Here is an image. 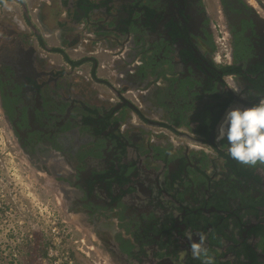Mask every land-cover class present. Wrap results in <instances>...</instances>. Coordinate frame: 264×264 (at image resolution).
I'll list each match as a JSON object with an SVG mask.
<instances>
[{
    "label": "flooded vegetation",
    "instance_id": "af4514ba",
    "mask_svg": "<svg viewBox=\"0 0 264 264\" xmlns=\"http://www.w3.org/2000/svg\"><path fill=\"white\" fill-rule=\"evenodd\" d=\"M112 2L101 7H109ZM125 5L132 9L133 19V34L120 37L129 41L127 61L141 55L135 44L140 36L148 47L141 50L144 62L138 65L133 62L132 67L124 69L121 79L124 86L115 91L117 101L103 104L89 98L80 99L81 94H74L71 84L69 88L59 85L62 75L49 68L47 58L39 54V47L47 45L40 43L35 20L37 10H32L34 20L29 16L22 18L20 8L7 9L1 1L0 112L18 152L31 161L32 168L53 166L54 170L48 171L58 177L63 187L65 211L83 216L116 264H198V261L188 260L192 257V241L187 234L192 233V240L198 241L201 232L184 221L187 214L184 202L175 195V191L180 190L184 198H190L189 193H185L186 184L179 185L176 180L174 190H169L168 183L172 172L180 165V157L188 159L189 168H195L199 165V156L193 153L215 155L211 145L220 146L221 141L217 143L216 127H211L217 119L221 121L227 110L234 104L251 107L264 99V0H129ZM124 16L123 13L114 20L117 28L123 26L120 20ZM117 17L119 15H114V19ZM99 26L104 28L103 24H97ZM133 26L144 28L145 32L138 34ZM104 29L107 33L103 35L88 30L97 37L94 40L97 44L87 33L80 34L85 43L90 40L84 52L89 54L87 50L93 48L98 53V42L116 40L113 27ZM52 48L47 46V51L53 53ZM94 57L84 55L82 58L85 61ZM225 68L231 71L225 72ZM89 76L99 84L109 83L96 74L98 79L92 73ZM226 77L232 82L235 78L241 86L239 94L228 88L231 83ZM76 83L85 81L80 78ZM131 86H142L151 92L142 98L154 104L150 111H158L161 121L150 120L146 111L126 99L125 93ZM225 102L230 104L224 107ZM93 106L101 112L115 109L110 124L102 127L87 122V107ZM123 106L130 108L128 114L136 115V110L143 113L146 121L136 115L141 122L155 127H163L162 122L171 124L176 134L184 136L186 141L208 146L212 151L193 149L186 142L175 144L170 137L171 129L165 127L164 132L152 134L155 140L143 127L121 131L130 119H118ZM204 127L211 128L210 132L205 134ZM155 145H160L164 152L155 150ZM131 152L137 154L135 160L127 155ZM213 159L218 160V171L223 167L227 169L222 158ZM150 162L155 167H151ZM123 164L131 167L124 183L119 184L114 178ZM209 165V169H213L211 163ZM256 173L261 176L258 186L264 191V169L257 168ZM186 174H183L184 182L189 181V189L193 191L196 188L193 175L186 177ZM200 186L203 189L204 184ZM208 191L205 190L206 200L210 196ZM119 202L123 204L122 211ZM212 210L214 206L205 209L207 213ZM169 214L175 219L172 243L166 234L148 237L145 228L155 225L160 230ZM259 216L256 219L250 215L252 221L243 230L238 227L229 230L228 234L233 233L237 242L224 238L217 244L206 237V246L215 264H264V237L251 230L258 223L264 224V206L259 207ZM114 219L123 220L118 224L121 230H114ZM125 230L128 236L123 235ZM128 239L134 245L130 250H127ZM244 242L251 250L243 247ZM181 252L185 253L183 261Z\"/></svg>",
    "mask_w": 264,
    "mask_h": 264
},
{
    "label": "rangeland",
    "instance_id": "374dc122",
    "mask_svg": "<svg viewBox=\"0 0 264 264\" xmlns=\"http://www.w3.org/2000/svg\"><path fill=\"white\" fill-rule=\"evenodd\" d=\"M38 12H41V9L36 13L38 14ZM78 28L79 32L92 36V42L97 44L94 41L97 37L87 30H84V24H78ZM46 34L45 31L39 29V36L43 38L47 46L49 44H55L53 40L47 39ZM130 34L132 35L133 33L131 32ZM89 41L87 40L86 43H89ZM128 42L124 41L122 44L121 42L119 44L118 42L112 43L110 41L98 42L99 52H93L92 54H87L88 52H84L83 48L81 51L67 50L68 56L75 60L82 58L84 55H88L95 56L96 62H99V60H101L100 63L105 62L103 63L105 66L104 69L101 70L98 67L101 71L97 74L98 77L105 78L109 81L106 85L99 84L96 81L94 82V79L93 81L90 80L89 71L91 68L88 62L76 68L82 71V75H79L75 69H71L66 63L63 53L53 54L47 51V46L45 48L40 46L39 54L43 57L48 55L53 61V63H50L47 58L46 62L49 68L55 70V72H62L59 80V82L61 81L59 83L61 87L65 84L69 88L71 84L72 86L70 88L73 89L72 92L74 94H81L82 98L80 99L87 101L89 98V100H94L97 103L108 104L111 101H117L115 91L122 90L124 86L121 82V79L124 77V69L128 66L132 67L133 62L132 60L127 61L128 53L126 54L125 50L126 48L129 50L130 46ZM136 46L138 50L139 46L137 44ZM101 52L107 55L106 58H103L104 60L97 58V56L100 57L99 54ZM122 52L123 54H121ZM139 57L141 56L139 55ZM112 62H114L113 66ZM141 62V60L135 59V65ZM80 78L85 83H76ZM226 80L228 83H232L230 77H226ZM157 83H160V81ZM147 92L151 94L150 91L142 86H135L134 93L126 92L125 97L135 103L138 108L146 111L150 120L161 121V116L158 111L153 109L150 111L151 106H154V104H149L148 99L142 98L148 94ZM234 107L240 106L234 104L231 108ZM129 118L127 126L124 127V131H130L132 129L140 130L143 127L151 133V139L155 140L152 134L154 131L159 132V128L152 124L141 122L134 113L129 114ZM223 118L224 116L216 125L215 137L218 126ZM171 134L176 135L175 139L177 143L179 142L181 144L186 141L182 135H177L172 131ZM127 155L132 160L138 157L133 152ZM56 161H59V159ZM30 163L31 161L18 152L13 136H11V132L3 121L0 112V264H50L47 256V247L52 242H56L52 236L51 229L53 227H56L61 232L59 235L60 244L79 263L95 264V262H98L99 264H104L103 261H106V264H116V262L111 260L112 258L99 241V238L89 228L88 222L82 219L83 216L77 212L67 213L65 211L66 202L64 200V191L62 190L63 187L60 186L61 183L58 182V177L55 174H50L48 171L54 170L52 168L53 166L49 165L48 168H43L40 165L38 168H32ZM62 166L65 168V165L62 164ZM150 166L155 167L152 162H150ZM157 166H160V164ZM212 170L209 169V173ZM62 185L64 186V184ZM166 202L170 205L169 200ZM119 209L121 211L123 210V204L121 202H119ZM119 222L123 223V220L120 219L117 221L114 219V230H121L118 225ZM125 233H127V230L123 232V235L128 236ZM43 251H45V255H43Z\"/></svg>",
    "mask_w": 264,
    "mask_h": 264
},
{
    "label": "trees",
    "instance_id": "16d2710c",
    "mask_svg": "<svg viewBox=\"0 0 264 264\" xmlns=\"http://www.w3.org/2000/svg\"><path fill=\"white\" fill-rule=\"evenodd\" d=\"M110 1L111 0H99L95 2L94 0H75L73 19L77 21H84V19L90 17L91 12L94 10V8L106 6ZM131 10L129 9L127 11V18H123L122 20H120V24L123 26L119 28V30L124 37H126V34L132 32L131 23L133 22V19H131ZM136 16H138L137 13ZM96 28V32L101 35L107 33L106 30L101 26ZM39 39L40 43L44 45L43 38L39 37ZM52 51L63 53L65 61H67L72 67H77L84 61L83 58L75 60L68 57V55L65 54L59 47L52 48ZM225 69V72L231 71L229 68ZM56 74L61 75L62 72H57ZM92 75L94 78H96L94 70L92 71ZM99 81L107 82L106 80ZM259 91L261 90L259 89ZM229 104V102H225L224 107H227ZM87 111V122L98 123L102 127H106L108 124H110V121L113 119V111L116 112L113 107L110 108L107 112H101L98 107L94 106L87 107ZM121 111L122 112H119V114H121L122 116H120V118L118 117V119L124 121L127 117H129L128 112L130 111V108L128 106H123ZM135 112L136 115L138 114V116L142 118V120H147L143 113L138 110H136ZM217 123H219V119L215 121L214 125L211 128L216 127ZM161 125H163V127L167 129H171L173 133H177V130H175V127H173L171 124L162 122ZM211 128L204 127L205 134L210 132ZM211 146L215 151L214 156L206 155L203 152L193 153L196 156H199V158H197L199 165L202 164L200 166L196 165L195 168H189L190 166L186 164L188 159L180 157V165L177 169H175V171L172 172V179L169 180L168 183L170 189H168L174 190L173 183H176V180H179V185L184 183L186 184L185 193H189L190 198H184V192L180 190L175 191V195L178 196L179 201L184 202L183 208L186 209L187 213L184 221L189 226L198 229L206 237L208 236L211 242L220 244L224 238L231 239L234 242H237V239L234 238L233 233L230 235L228 234L229 230L236 227L241 228L240 230H243V227L245 228V225L249 224L252 221L251 218H260L259 207L264 206V191L262 190L261 186H258V182L261 180V176L256 173V169H264V164H257L255 167H250L237 163L228 154L227 149L229 145L227 143V138L221 140L220 146L216 144ZM154 149L162 153L164 152L160 145H155ZM179 150L182 151L183 149ZM215 157L222 158L224 160L225 168H227L226 170H224L223 167V170L218 171L219 164H217V159H213ZM209 159L211 160V162ZM210 163L213 166V170L211 171V173L208 172ZM130 167L131 166H128L127 164L120 165L121 172L117 173V177L114 178L119 184L124 183L126 174L130 170ZM186 171L188 174H186ZM184 173L186 174V177H188L189 174L193 175L194 179L192 180L196 183V188L193 191H190L189 189V185L191 183L189 181L184 182ZM218 176L220 177L216 178ZM201 184H204L203 189L200 186ZM205 190H209L208 194H210L207 200V193L205 192ZM197 203L199 204L197 205ZM211 206H214V210H212L210 213H207L205 209ZM250 215L251 218L249 217ZM166 219V223H163V226L160 228V230L156 228L155 225H151L149 228H145L148 237H153L155 234H166L169 238V241H171L172 243L171 236L173 234L172 228L174 227L173 223L175 219L171 215ZM161 230H164V232L161 233ZM251 230L255 234L263 235L264 237V224L258 223L253 226ZM148 232H152L153 234H148ZM180 234L184 233L181 232ZM162 242L165 244L164 241ZM162 242L161 244H163ZM127 243L129 244L127 250L132 249L134 245L129 239L127 240ZM243 245L245 249L247 248V250H251V247L246 242H244ZM43 255H45V251H43ZM250 257L254 258L255 256L251 255ZM188 260H195L198 261V264H201L200 260L194 259L191 256L188 257Z\"/></svg>",
    "mask_w": 264,
    "mask_h": 264
},
{
    "label": "crops",
    "instance_id": "0c3cea01",
    "mask_svg": "<svg viewBox=\"0 0 264 264\" xmlns=\"http://www.w3.org/2000/svg\"><path fill=\"white\" fill-rule=\"evenodd\" d=\"M3 2L8 8L7 9H13V7H17V9H21V12L23 13L22 18H26L29 16L31 20H34V14L33 9H41V12H38V14L35 17V20L37 21V27L38 29H41L42 31H45L46 37L49 40H53L55 44L51 45V47H59L63 50L65 54L68 55V51L75 50V51H81L86 49L84 38L79 32L78 24L81 23L84 24L85 29L84 30H91L97 31V24H103L104 28H111L113 27V37L116 38V40H111L112 43L118 42L121 44L124 42L120 37H123V34L120 32H117L119 28L116 27L115 21L118 20V18L122 17V14L124 13V18H127L128 16V6L125 4H129V0H113V2L109 5V7H97L94 8V10L91 12L90 17L84 19V21H74L73 20V13L75 8V0H49L48 3H45L43 5L42 0H16L15 2H9V0H0V2ZM18 1V3H17ZM96 2V0H94ZM141 1V0H140ZM147 1V0H146ZM14 3V6L13 4ZM140 3V2H139ZM151 3V2H149ZM43 5V7H41ZM64 9L66 11H64ZM65 13V15H63ZM126 13V14H125ZM119 15V17L114 19V15ZM138 22V21H137ZM103 28V26H101ZM68 28V30L66 29ZM133 29L136 30L138 34H143L145 32L144 28L140 29L136 26H133ZM134 31V30H133ZM135 32V31H134ZM133 33V32H132ZM130 34V33H129ZM118 37V38H117ZM112 38V37H111ZM142 36L138 38V40H135L136 44L139 46L140 50V56H137L138 60H141L144 62L143 55L141 53V50L148 47V45L145 43V41L142 40ZM140 39V40H139ZM118 44V45H119ZM83 48V49H82ZM94 49H90L89 53L92 54ZM151 52L154 53L153 49H151ZM58 54V52H53V54ZM60 53V52H59ZM62 54V53H61ZM88 54V53H87ZM100 57L97 56V58H106V54L101 52ZM64 56V55H63ZM69 57V56H68ZM129 58V56H128ZM127 58V59H128ZM81 59V58H80ZM104 60V59H103ZM96 62L94 59H88L86 58L83 63L88 62L90 65V73L92 71H95V74L98 76L99 71L104 69V64ZM133 65L135 64V59L132 60ZM101 69L99 70L98 69ZM141 70H143V65L141 66ZM98 73V74H97Z\"/></svg>",
    "mask_w": 264,
    "mask_h": 264
},
{
    "label": "clouds",
    "instance_id": "9594fccd",
    "mask_svg": "<svg viewBox=\"0 0 264 264\" xmlns=\"http://www.w3.org/2000/svg\"><path fill=\"white\" fill-rule=\"evenodd\" d=\"M219 62L217 57V63ZM228 88L238 94L241 92V86L235 78ZM123 130L122 126L121 131ZM225 136L229 145L228 154L237 163L250 167L264 164V99L251 107L227 110L217 129V143ZM187 238L192 241L190 249L194 259L200 260L201 264H215V258L206 246V236L203 233L199 234L198 241L192 240V233H188ZM184 255L185 253H180L181 261Z\"/></svg>",
    "mask_w": 264,
    "mask_h": 264
},
{
    "label": "built area",
    "instance_id": "2783aa9c",
    "mask_svg": "<svg viewBox=\"0 0 264 264\" xmlns=\"http://www.w3.org/2000/svg\"><path fill=\"white\" fill-rule=\"evenodd\" d=\"M49 0H42V3L43 2H46L48 3ZM37 10V9H36ZM126 50V54L128 53V48L125 49ZM123 54V52L121 53ZM46 58H48V61L50 63H53V61L50 59V57L48 55L45 56ZM66 63L69 65V63L66 61ZM113 63L112 62V66H113ZM129 68V66L127 67ZM73 69V68H71ZM75 69V68H74ZM76 70V73H81L80 70ZM134 89L135 87H132V88H129L128 92H131V93H134ZM145 123V122H143ZM149 127V126H148ZM159 128V132L157 131H154L153 134H159V133H162L164 132V128L163 127H157ZM175 136L174 134H171L170 137L172 138V140L174 141L175 144H179V142L177 143V140L175 139ZM187 144L190 145V147H192L193 149H202V150H205L207 152H211V148H209L208 146H202L200 144H192L188 141H185ZM52 231V236H53V239L56 241V242H52L48 247H47V256H48V259L50 260V264H81L78 262V260H76V258L74 256H72L68 250L64 249V246L62 244H60V238H59V235L61 234V232L56 228V227H53L51 229ZM104 264H106V261H103ZM95 264H99L98 262H95Z\"/></svg>",
    "mask_w": 264,
    "mask_h": 264
},
{
    "label": "water",
    "instance_id": "95a60500",
    "mask_svg": "<svg viewBox=\"0 0 264 264\" xmlns=\"http://www.w3.org/2000/svg\"><path fill=\"white\" fill-rule=\"evenodd\" d=\"M126 14V13H125Z\"/></svg>",
    "mask_w": 264,
    "mask_h": 264
}]
</instances>
